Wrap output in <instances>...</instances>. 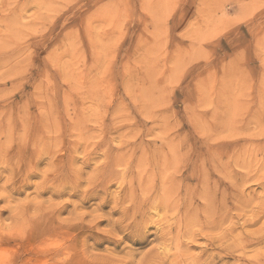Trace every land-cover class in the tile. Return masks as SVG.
Wrapping results in <instances>:
<instances>
[{
	"label": "rangeland",
	"instance_id": "374dc122",
	"mask_svg": "<svg viewBox=\"0 0 264 264\" xmlns=\"http://www.w3.org/2000/svg\"><path fill=\"white\" fill-rule=\"evenodd\" d=\"M50 156L14 264H264V0H0L13 199ZM97 205L116 240L85 227Z\"/></svg>",
	"mask_w": 264,
	"mask_h": 264
},
{
	"label": "clouds",
	"instance_id": "9594fccd",
	"mask_svg": "<svg viewBox=\"0 0 264 264\" xmlns=\"http://www.w3.org/2000/svg\"><path fill=\"white\" fill-rule=\"evenodd\" d=\"M43 155L48 154L40 152L35 159L39 160ZM21 168L22 166L16 164L15 161L0 158V213L5 210L8 212L6 217L0 215V240L11 241L26 238L31 231L32 222L51 211V200L54 198H42L40 193L47 187H53V185L45 183L43 187H40V183L47 181L50 176L57 173L56 162L50 156L48 163L44 167L36 168L33 164L31 171L25 169L27 178L29 174L37 172L40 179L32 182L34 184L32 192L26 193L21 198L13 199L12 191H15L18 186L23 184L19 182L18 185L17 183V173ZM76 168L81 174L80 181H84L80 190L89 192L93 188L90 183L91 177L88 174L82 175L84 171L82 164L76 165ZM5 169L8 171H5ZM66 185L57 189V191L62 190ZM105 199L106 197H102L99 203L103 204ZM86 214L90 219L85 222V227L94 229L96 232L111 238L119 236L120 232L117 230V225L121 226L122 224L120 216L111 215L110 220L109 213L101 211L99 205L94 207V209L87 210ZM101 221H107V223L101 226ZM14 261L15 252L8 247H0V264H14Z\"/></svg>",
	"mask_w": 264,
	"mask_h": 264
},
{
	"label": "bare ground",
	"instance_id": "6f19581e",
	"mask_svg": "<svg viewBox=\"0 0 264 264\" xmlns=\"http://www.w3.org/2000/svg\"><path fill=\"white\" fill-rule=\"evenodd\" d=\"M40 112V111H39ZM23 115V114H22ZM11 124V123H10ZM27 130V129H26ZM50 130V129H49ZM13 132V131H12ZM28 132V131H27ZM29 133V132H28ZM38 134H41V132H38ZM34 135H36V134H34ZM41 136V135H40ZM202 139V138H201ZM10 142H12V141H10ZM14 143V142H13ZM40 143H41V141H40ZM7 144V143H6ZM35 144V143H34ZM167 144V143H166ZM16 145V144H15ZM7 146V145H6ZM36 146V145H35ZM5 147V146H4ZM10 147H12V146H10ZM5 148H7V147H5ZM21 148V147H20ZM4 149V148H3ZM9 149H11V148H9ZM26 149H28L27 147H26ZM5 150V149H4ZM10 151V150H9ZM145 151V150H144ZM19 152V151H18ZM24 152H25V149H24ZM28 152V151H27ZM15 153V152H14ZM33 153H35V151L33 152ZM37 154H38V152H36ZM8 154V152H6V155ZM170 154V153H169ZM25 155V154H24ZM75 156V155H74ZM48 158V157H47ZM77 158V157H76ZM131 157H129V159H130ZM144 158V157H143ZM147 158V157H146ZM118 159V158H117ZM122 159V158H121ZM172 159V158H171ZM147 160V159H146ZM29 161V160H28ZM162 161V160H161ZM22 162H24V161H22ZM37 162V161H36ZM117 162V161H116ZM148 162V161H147ZM164 162V161H163ZM119 164H120V162H119ZM166 164V163H165ZM168 164H169V162H168ZM173 164V163H172ZM183 164V163H182ZM35 165V164H34ZM163 165V164H162ZM170 165V164H169ZM124 166V165H123ZM126 166V165H125ZM169 167L170 166H168V165H165V168H167V169H169ZM171 167H173L172 165H171ZM170 167V169H172V171H174L173 170V168H171ZM23 168V167H22ZM26 168V167H25ZM155 168V167H154ZM100 169V168H99ZM162 169V168H161ZM169 169V171H171ZM7 170V169H6ZM137 170V169H136ZM166 170V169H165ZM164 170V171H165ZM142 171H143V169H142ZM147 171V170H146ZM25 172V171H24ZM92 172V171H91ZM78 173V172H77ZM146 173V172H145ZM154 173V172H153ZM166 173V172H165ZM21 174H23V173H21ZM38 174V173H37ZM36 174V175H37ZM144 174V173H143ZM175 174V173H174ZM33 175V174H32ZM161 175V174H160ZM20 177H21V175H20ZM27 177V176H26ZM138 177V176H137ZM155 178V177H154ZM157 178V177H156ZM55 179V178H54ZM96 179V178H95ZM135 179V178H134ZM142 179V178H141ZM168 179V178H167ZM174 179H176V178H174ZM52 180V179H51ZM48 182V181H47ZM84 182V181H83ZM145 183V182H144ZM157 183V182H156ZM168 183H170V182H168ZM126 184V183H125ZM163 184H164V182H163ZM156 185V184H155ZM158 185V184H157ZM131 186H132V184H131ZM146 186V185H145ZM161 186H162V184H161ZM128 187V186H127ZM187 187V186H186ZM19 189V188H18ZM136 189V188H135ZM156 189V188H155ZM51 190V189H50ZM53 190V189H52ZM123 190V189H122ZM57 191V190H56ZM13 192V191H12ZM121 192V191H120ZM124 192V191H123ZM14 193V192H13ZM53 193V192H52ZM62 193V192H61ZM155 193V192H154ZM158 193V192H157ZM59 194V193H58ZM119 194V193H118ZM123 194V193H122ZM55 195V194H54ZM61 195V194H60ZM130 195V194H129ZM133 195V194H132ZM160 195H161V193H160ZM56 196H57V194H56ZM164 196V195H163ZM162 196V197H163ZM165 197V196H164ZM169 197V196H168ZM174 197V196H173ZM122 198V197H121ZM134 198V197H133ZM120 199V198H119ZM127 200V199H126ZM166 200V199H165ZM169 200V199H168ZM146 201V200H145ZM173 201V200H172ZM114 202V201H113ZM161 202V201H160ZM171 202V201H170ZM72 203V202H71ZM126 203V202H125ZM140 203V202H139ZM144 203H146V202H144ZM148 203V202H147ZM206 203V202H205ZM216 203V202H215ZM128 204V203H127ZM163 204V203H162ZM168 204V203H167ZM171 203H169V205H170ZM208 204V203H207ZM111 205V204H110ZM132 205V204H131ZM246 206V205H245ZM161 207H163V208H168L167 207V205H163V206H161ZM56 208V207H55ZM60 208H61V206H60ZM128 209H130V208H128ZM120 211V210H119ZM204 211V210H203ZM126 214H127V212H126ZM139 214V213H138ZM153 215V214H152ZM160 215V214H159ZM167 215V214H166ZM47 217H49V216H47ZM178 217V216H177ZM45 218V217H44ZM50 218V217H49ZM47 219V218H46ZM111 219V218H110ZM178 219V218H177ZM182 219V218H181ZM40 220V219H39ZM42 220V219H41ZM53 220V219H52ZM65 221V220H64ZM166 221V220H165ZM40 222H42V221H40ZM53 222V221H52ZM57 222H58V220H57ZM167 222V221H166ZM60 223H62V222H60ZM83 223H84V221H83ZM39 224V223H38ZM148 224H149V222H148ZM48 225V224H47ZM57 225V224H56ZM62 225H64V224H62ZM150 225V224H149ZM41 226H42V224H41ZM66 226V225H65ZM56 227V226H55ZM58 227V226H57ZM158 227V226H157ZM47 228V227H46ZM46 228H44V229H46ZM59 228V227H58ZM172 228H173V226H172ZM48 230V229H47ZM46 230V231H47ZM200 231V230H199ZM174 233V232H173ZM40 235V234H39ZM127 235V234H126ZM35 236V235H34ZM38 237V236H37ZM127 237H128V235H127ZM133 238V237H132ZM142 238V237H141ZM175 239V238H174ZM182 239V238H181ZM114 240H116L115 238H114ZM134 241V240H133ZM65 243V242H64ZM115 244V243H114ZM83 245V244H82ZM81 248V247H80ZM65 252V251H64ZM80 252H83V251H80ZM83 256V255H82ZM84 257V256H83ZM66 259V258H65ZM65 259H63V260H65ZM87 259V258H86ZM89 260V259H88ZM90 261V260H89ZM99 261V260H98ZM101 262V261H100ZM59 263V262H58Z\"/></svg>",
	"mask_w": 264,
	"mask_h": 264
}]
</instances>
